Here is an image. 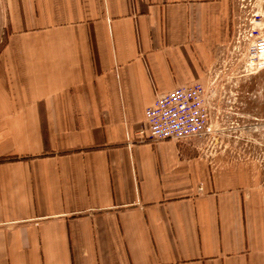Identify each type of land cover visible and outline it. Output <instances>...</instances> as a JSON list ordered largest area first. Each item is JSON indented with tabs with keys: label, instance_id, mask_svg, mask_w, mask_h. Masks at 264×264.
Listing matches in <instances>:
<instances>
[{
	"label": "crops",
	"instance_id": "obj_1",
	"mask_svg": "<svg viewBox=\"0 0 264 264\" xmlns=\"http://www.w3.org/2000/svg\"><path fill=\"white\" fill-rule=\"evenodd\" d=\"M0 264H264V158L152 140L206 81L229 0H4Z\"/></svg>",
	"mask_w": 264,
	"mask_h": 264
},
{
	"label": "rangeland",
	"instance_id": "obj_2",
	"mask_svg": "<svg viewBox=\"0 0 264 264\" xmlns=\"http://www.w3.org/2000/svg\"><path fill=\"white\" fill-rule=\"evenodd\" d=\"M229 35L216 53L205 84L218 131L190 137L209 155L264 158V0H229ZM7 36L5 3L0 0V47Z\"/></svg>",
	"mask_w": 264,
	"mask_h": 264
},
{
	"label": "built area",
	"instance_id": "obj_3",
	"mask_svg": "<svg viewBox=\"0 0 264 264\" xmlns=\"http://www.w3.org/2000/svg\"><path fill=\"white\" fill-rule=\"evenodd\" d=\"M258 52L264 53V43L258 46ZM146 122L152 140L180 141L218 131L217 119L209 107L208 90L202 82L181 85L157 97L147 108Z\"/></svg>",
	"mask_w": 264,
	"mask_h": 264
}]
</instances>
